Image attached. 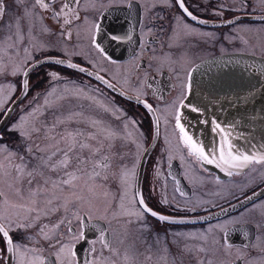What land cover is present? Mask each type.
<instances>
[{"label": "flooded vegetation", "instance_id": "1", "mask_svg": "<svg viewBox=\"0 0 264 264\" xmlns=\"http://www.w3.org/2000/svg\"><path fill=\"white\" fill-rule=\"evenodd\" d=\"M65 2L53 0L44 9L35 0H3L0 71L4 74L0 75V108L11 104L4 103L8 97L15 100L21 94L20 81L26 70L29 87L25 89L27 97H22L5 122L0 121V142L26 152L27 139L12 130L14 118L35 103L40 106L36 109L44 112L45 100L51 103L55 99L46 95L53 87L71 92L75 91L73 82L80 87L89 85L88 95L99 87L102 97L95 93L97 98L119 109L117 115L128 123L125 129L121 120L105 116L111 124L110 131L116 132L117 146L126 145L119 151L112 149L106 170L110 179L118 153H127L124 164L125 160L135 161L134 173L129 171L123 192L114 179L105 183L108 196L113 194L116 199L124 195L129 212L120 210L117 202L110 206L103 196L83 197V177L78 173L80 178L73 183L81 194L66 202L67 210L64 202L56 206L60 211L48 207L46 214L37 218L22 209L0 205V225L10 231L14 242H19L21 252L25 248L36 250L44 264H264V195H260L264 193V163L254 162L250 170L233 176L205 170L194 157L188 156L174 119L196 63L232 53L264 56V0H185L189 10L205 23L184 17L176 0H78L70 10L63 8ZM104 10L109 15L106 32L131 36V40L119 44L104 40L111 61L101 59L91 47L93 35L97 41L100 39L96 26ZM56 11L61 13L59 20L53 15ZM77 15L79 19L75 18ZM65 18L71 23L65 24ZM229 20L232 24L227 23ZM8 24L12 26L10 30ZM67 33H71L70 38ZM47 57L87 67L111 82L113 88L97 81L95 76L54 63L29 71L32 64ZM13 70L17 75L11 74ZM49 71H55L60 79L51 81ZM144 101L152 105L154 114L142 105ZM3 115L0 111V117ZM37 115L40 120L50 119L48 112ZM27 161L31 165L37 162L35 156ZM6 162L2 169L3 162L0 164V192L12 204H20L16 174L13 171L12 176L7 175ZM45 176L56 179V174L48 171ZM253 192L258 194L256 198L245 201L244 197ZM137 193L158 215L185 222L129 215L139 212L134 199ZM77 197H83L84 203L73 206ZM165 199L167 204L163 203ZM36 208L46 209L37 205ZM5 215L8 220L2 218ZM21 223L32 226L22 228ZM42 225L48 226L44 233L39 231ZM100 228L104 229L107 243L101 240ZM57 237L68 245L64 253L58 252V245L52 246L57 244ZM3 248L4 240L0 239V249ZM27 258H33L31 252ZM12 264H19V252L12 256Z\"/></svg>", "mask_w": 264, "mask_h": 264}, {"label": "snow or ice", "instance_id": "2", "mask_svg": "<svg viewBox=\"0 0 264 264\" xmlns=\"http://www.w3.org/2000/svg\"><path fill=\"white\" fill-rule=\"evenodd\" d=\"M17 3H20L21 0H16ZM78 0H66L63 5L64 9L70 10L73 5H75ZM53 3V0H35V4L39 5L44 9H48L49 6ZM176 6L179 7L181 13L184 17L190 19L191 21H199L200 23H205V21L200 20V18L195 15L192 11L189 10V6L186 5L185 0H176ZM3 0H0V18L4 16ZM27 14V13H26ZM60 11L53 13L54 17L59 20ZM79 19L77 15L75 17ZM65 24L71 23L67 18L64 20ZM228 24H232V21H227ZM7 27L11 29V24H8ZM97 33L100 36L99 41H97V36L93 35L91 37V47L96 50L100 58L106 61H111V58L107 55L104 40L115 43H123L126 40H131L130 35H119L114 32H103L100 31V26L97 25ZM64 35V33H61ZM68 37H71V33H67ZM12 37L10 36L9 39ZM18 39H23V37H18ZM27 52V49H24ZM58 64L63 65L71 69H75L78 72L86 73L89 77L95 76L97 81H101L104 85H107L108 88H113V85L105 79L103 76L96 75L95 73L89 71L87 67L79 66L75 63H67L63 59L44 58L42 61L38 60L29 67V71L38 70L42 64ZM3 71H0V75H3ZM13 76L17 75V71L13 70L11 72ZM28 72H24L20 81V92L21 95L16 96L15 100L12 97H8V100L4 103L7 104L8 101H11L10 106L0 108V111H3L4 116L0 119H7L12 112L15 110V107L22 102V97H27V91L29 87V81L26 78ZM51 81H57L60 79L59 75L55 71H49L47 73ZM89 85L80 87L73 82V89L75 91L69 92L68 89L57 90L55 87L51 89L46 95L53 96L55 99L50 103L47 99L44 104V112H48L50 119L45 117L43 120H37L34 126L28 130L24 126L25 117L22 115L17 125L12 127V130L18 131L22 138L30 139L31 135H39L42 131L44 133L45 140L55 141L53 149L50 152H46L44 148L40 145H35L33 147L31 144L26 145V151L30 154L34 152L41 153V155L35 156L36 163L32 166V170L26 171L28 165L27 160L24 157H20L21 164L15 166H9L8 176H12L13 171L16 173L15 179L19 181L20 179L27 178V184L29 185L27 189V203L25 204H12L9 200L5 199V193L0 192V205L3 208L13 207L22 209L26 212H33L36 210V200L33 199L37 195H45L41 188H33V181L37 177H44L43 183L45 185L51 183L54 186L59 185L61 187H66L69 191L75 193L76 186L73 181L79 179L80 177H87L90 181L102 180L107 181L110 178L109 171H106L111 163L110 155L112 153L113 145L111 143L112 139L115 138L116 132L110 131L111 124L105 119L106 114L108 116L114 117L116 120H121L123 128L128 127V123L122 119V115H117L120 112L119 109L113 110L110 106L103 102L102 99H98L95 93H100V88L97 87L93 90L92 95L86 93V89L89 88ZM190 87V85H189ZM251 91V90H250ZM68 93V94H62ZM102 97V93H100ZM123 95V93H121ZM238 100L243 102L242 97H237ZM146 110L153 112L151 104H148L146 101L141 102ZM35 107V105H33ZM187 105L181 104L180 108L177 109L175 115V127L179 129L180 139L183 143V146L188 150L187 154L189 157H194L195 160L207 170L208 165H214L216 169H219L221 172L225 173L227 176H233L234 174H240L245 169H249L251 164L255 163H264V154L255 155L246 152H242L235 148L234 144L231 142L228 132L224 127L221 126L219 122L215 120L209 122L208 120H203L204 124L212 123L214 127L212 131L214 133L223 134L221 139L215 143L210 150L206 151L205 145L202 140L198 141L194 139V136L190 134V126L186 127L185 123L182 122V117L180 114V109L187 108ZM191 112L197 113L202 116L204 109L198 108L196 106H191L189 108ZM37 112H40V116H44V112H41L39 109H36ZM30 115L32 113H29ZM132 123H136L132 121ZM156 127H159L158 121L156 122ZM48 133H53L49 136ZM63 145V147H61ZM125 144H122L121 147H125ZM6 149V146H5ZM127 153H118V159L123 161ZM169 167L171 166V157H168ZM121 171L119 173L112 174V179L116 180L118 187L123 185L127 186L128 183V173L132 171L134 173L135 162L133 161V167L130 170L127 164L120 165ZM250 170V169H249ZM45 171L55 173L56 179L52 180L50 176H45ZM155 171V169H154ZM80 174L78 177L77 174ZM159 175V172L156 173ZM217 182H220V177H216ZM182 196L185 195L183 191L180 193ZM16 195L20 197L21 200H24L25 197L21 195L19 190H16ZM258 194L253 192L251 196H245V201H251L256 198ZM264 195V193H260ZM135 203L139 205V212H130L129 215L135 216H147L151 215L156 217L160 221L172 222V223H184L183 219H173L166 215L159 214L152 207L149 206L142 194L137 193V196L134 197ZM51 203V199L48 201ZM84 203L83 197H77V200L73 206L76 204ZM163 203L167 204L168 200H163ZM87 206V205H85ZM65 210L67 206L64 205ZM55 211H60V207H56ZM91 208H88V211H91ZM4 220H8V217L5 215L2 217ZM38 218V217H37ZM62 222V221H61ZM12 223H17L12 221ZM32 226L30 223H21L20 227ZM47 225H42L39 229L41 233L45 232ZM56 227H59L57 224ZM69 231H74L69 228ZM101 240L106 242V237L104 235V229L100 228ZM82 235V234H81ZM48 238V237H45ZM0 239L4 240V248L0 249V261H3L4 264H12V256H16L19 252V264H44L42 259L36 255V250L25 248L24 251H20L19 242H14L10 231L5 229L0 225ZM31 239V238H29ZM57 244L52 245L56 247L58 245V252L64 253L68 245L56 238ZM107 243V242H106ZM31 252L33 258H27V254ZM11 255H8V254ZM74 255V253H72ZM70 264V262H68Z\"/></svg>", "mask_w": 264, "mask_h": 264}, {"label": "water", "instance_id": "3", "mask_svg": "<svg viewBox=\"0 0 264 264\" xmlns=\"http://www.w3.org/2000/svg\"><path fill=\"white\" fill-rule=\"evenodd\" d=\"M101 16L100 31L106 32L109 27L108 10H104ZM229 59L235 66L243 65L247 75L241 76L237 70L234 80H220L217 76L221 72L215 71L214 64ZM189 77L190 87L181 103L188 107L180 109V114L186 127L190 126V134L194 139L202 140L206 151L210 150L223 134L214 133V124H204L202 121L215 120L226 129L236 149L257 156L264 154V56L232 53L226 57L205 58L193 66ZM238 96L242 97L243 102L237 99ZM235 99L236 103L232 104ZM191 106L204 109L203 115L191 112ZM207 168L219 176L225 174L214 165H208Z\"/></svg>", "mask_w": 264, "mask_h": 264}, {"label": "rangeland", "instance_id": "4", "mask_svg": "<svg viewBox=\"0 0 264 264\" xmlns=\"http://www.w3.org/2000/svg\"><path fill=\"white\" fill-rule=\"evenodd\" d=\"M7 9H8L7 13H9L10 9L9 8H7ZM13 68H15V67L14 66L8 67V71H10L9 69L12 70ZM9 91H11V90H9ZM33 105H35V107H33ZM33 105H31V108H29L27 111L22 112L21 114H19L18 116H16L14 118V121H13L14 126L17 125V122L22 115L25 117L24 126L28 130H30L34 126V124L37 120H40V117L37 115V111H36V108H40V106H38L36 103ZM111 108L113 110H115V108H113V107H111ZM29 113H32V114L30 115ZM17 134L19 135V137H22L20 135V133L17 132ZM48 135L51 136L50 133H48ZM25 143H26L25 144V150H26V145H28V144H31L33 147H35V145L38 144L44 149L52 150L53 146L55 144V141L45 140L44 139V133L42 131L39 135L33 133L31 135L30 139H27ZM111 143H112L114 149L117 151H119L122 148L120 146L119 147L117 146L118 143H115V139H112ZM5 146H6V149H5ZM39 154L40 153L34 152L31 154V157L38 156ZM20 157H24L25 160H28L30 158V154L27 151L22 152L20 149H18V147L10 149L5 142H0V164L3 162V164H1V169H2L3 165H5V164L7 165V162H6L7 160L9 162V166L10 165L15 166V165L21 164V161L19 159ZM132 157L134 158L135 156L132 155ZM122 164H124V160L121 161L120 159H118L114 164V170H113L112 174L119 173L121 171L120 165H122ZM125 164L128 165V168L130 166V170L132 169L133 161L130 163V162L125 160ZM33 165L28 163L25 170L26 171L32 170ZM6 170H8L7 167H6ZM111 179H112V177H111ZM80 181L82 183L81 191H82L83 197L87 196L90 199V197L92 195L99 196L100 198H101V196H103L106 198V201L110 206H112L113 203L117 202L120 204V210L125 209L126 211H128V205H125V202L128 200L124 197L123 194H121L116 199H114L113 194L112 195L110 194V196L107 195V191L105 189L108 187V185L105 183H107L108 181H105L104 183L102 180H99L98 182L96 180L90 181V180H88L87 177L81 178ZM17 183H18V190L21 192V195L25 197L24 200L20 199V204L28 205V203H27V200H28L27 189H28L29 185L27 184V178L25 177L23 179H20L19 181H17ZM32 187L33 188L39 187L45 193V195H43V196L37 195V196L33 197V199L36 200L37 206H39V207L42 206L43 208L46 207V209L36 208L34 213H29L30 215L35 216V217H37V216L43 217L44 214H46V213H44V211L47 210L48 207L49 208H55L56 206L60 205L61 203H64V202L66 203V202H69L70 200H75V196H79V194H81V192L80 191L78 192L77 189H76L75 193H73V192L69 191L66 187H61L59 185H56L54 187H53V185H48V184L45 185L43 183V179L40 177H37L36 180L33 181ZM124 187L125 186H123V185L120 186V188L122 189V192H123ZM108 190H109V188H108ZM49 199H51V201H52L51 203L48 202ZM86 202H88V201H86ZM66 206H68L67 203H66ZM29 214L26 213V215H29ZM26 215H24V216H26ZM41 238H45V236H43Z\"/></svg>", "mask_w": 264, "mask_h": 264}, {"label": "bare ground", "instance_id": "5", "mask_svg": "<svg viewBox=\"0 0 264 264\" xmlns=\"http://www.w3.org/2000/svg\"><path fill=\"white\" fill-rule=\"evenodd\" d=\"M256 55V54H255ZM258 56V55H256ZM234 62H232V59L226 60L225 62H217L215 63V71L217 72L218 70L221 72V74L219 76H217L220 80L222 81H229V80H234L236 72L237 70L240 71V75L244 76L243 74H246V72H244V68L243 65H241V67L235 66V64H233ZM239 74V73H237ZM247 75V74H246ZM245 105V103H244ZM230 111H234V109H230Z\"/></svg>", "mask_w": 264, "mask_h": 264}]
</instances>
